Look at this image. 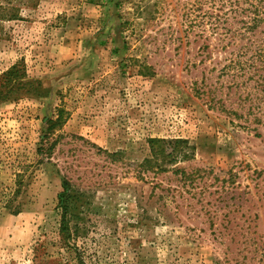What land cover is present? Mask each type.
<instances>
[{
    "label": "rangeland",
    "instance_id": "rangeland-1",
    "mask_svg": "<svg viewBox=\"0 0 264 264\" xmlns=\"http://www.w3.org/2000/svg\"><path fill=\"white\" fill-rule=\"evenodd\" d=\"M0 5L21 17L0 18V73L21 59L47 90L0 101V264H77L64 176L87 264H264V0ZM150 137L194 145L192 189L142 170Z\"/></svg>",
    "mask_w": 264,
    "mask_h": 264
},
{
    "label": "trees",
    "instance_id": "trees-1",
    "mask_svg": "<svg viewBox=\"0 0 264 264\" xmlns=\"http://www.w3.org/2000/svg\"><path fill=\"white\" fill-rule=\"evenodd\" d=\"M89 1L94 2V0ZM0 18L20 19L21 17L14 6L3 7L0 5ZM259 22H263V15L254 17L253 25H257ZM247 25L250 24L247 23ZM46 92V87L42 85L41 80L27 73L25 64L21 59L0 73V101L18 100L22 97H41L46 95ZM64 113V109L59 108L55 118L47 119L48 129L52 130L61 125L65 119ZM148 143L149 155L138 162L142 170L151 171L155 174L171 172L173 175L179 176L178 180L182 182L183 186H186L188 190L189 188L192 189L193 187L188 186L194 185L196 175H198L197 170L187 171L178 167L177 163L194 157V145L187 138L182 137H150ZM170 189L178 192V188ZM87 202L85 191L73 186L67 177H62L61 189L57 194V207L60 215L58 235L62 246L75 252L74 257L77 264H87L81 252L75 251L77 250L75 249L77 247L76 239L84 234V210ZM175 208L178 206L175 205ZM244 239L247 240V238ZM260 260L264 261V257H260Z\"/></svg>",
    "mask_w": 264,
    "mask_h": 264
}]
</instances>
